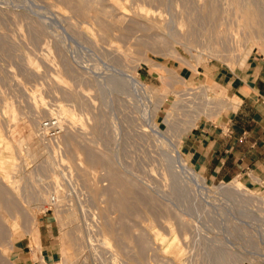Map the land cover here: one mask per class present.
Returning <instances> with one entry per match:
<instances>
[{"label": "rangeland", "instance_id": "1", "mask_svg": "<svg viewBox=\"0 0 264 264\" xmlns=\"http://www.w3.org/2000/svg\"><path fill=\"white\" fill-rule=\"evenodd\" d=\"M253 55L264 0H0V264L43 215L60 264H264V187L212 182L180 151L227 99L198 71ZM54 117L58 145L38 132Z\"/></svg>", "mask_w": 264, "mask_h": 264}, {"label": "crops", "instance_id": "2", "mask_svg": "<svg viewBox=\"0 0 264 264\" xmlns=\"http://www.w3.org/2000/svg\"><path fill=\"white\" fill-rule=\"evenodd\" d=\"M198 73L227 99L217 116L200 119L182 137L183 158L212 182L243 177L253 189L264 187V58L248 56L235 69L208 65ZM61 253L56 221L43 215L32 234L12 237L7 259L13 264L52 263Z\"/></svg>", "mask_w": 264, "mask_h": 264}, {"label": "built area", "instance_id": "3", "mask_svg": "<svg viewBox=\"0 0 264 264\" xmlns=\"http://www.w3.org/2000/svg\"><path fill=\"white\" fill-rule=\"evenodd\" d=\"M206 91H207L206 89H204L203 87L202 88L200 87L197 93L199 96L198 98L204 103H207V104L209 103L210 104L209 107H213L214 114H216V112H218V110L220 109L219 105L216 104L217 101L214 102L212 98L208 97V94ZM59 126H60V123H59L58 118L56 117L48 118L39 124L38 132L40 133L43 139H46L50 142L54 141L58 145L57 142H58V134H59V129H60ZM35 205L40 206V207H45L47 209H50L51 207L60 206L58 199L54 195H51L47 200L41 199L40 201L35 202ZM93 238H95L96 241L92 242L91 240H88L87 246H88L89 253L101 251L105 254L112 256V249L103 242V237L102 238L93 237ZM60 260L61 259H59L56 262L47 263L44 260L39 259L36 264H60Z\"/></svg>", "mask_w": 264, "mask_h": 264}, {"label": "bare ground", "instance_id": "4", "mask_svg": "<svg viewBox=\"0 0 264 264\" xmlns=\"http://www.w3.org/2000/svg\"><path fill=\"white\" fill-rule=\"evenodd\" d=\"M241 186V185H240ZM103 242L105 243V244H107V242H106V240L103 238Z\"/></svg>", "mask_w": 264, "mask_h": 264}]
</instances>
